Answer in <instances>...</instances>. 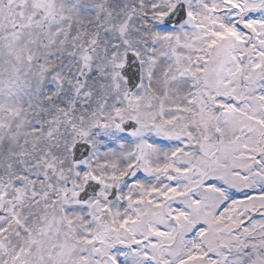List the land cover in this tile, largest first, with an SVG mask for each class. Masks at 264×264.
Returning a JSON list of instances; mask_svg holds the SVG:
<instances>
[{
	"label": "snow or ice",
	"instance_id": "6c2138e0",
	"mask_svg": "<svg viewBox=\"0 0 264 264\" xmlns=\"http://www.w3.org/2000/svg\"><path fill=\"white\" fill-rule=\"evenodd\" d=\"M0 264H264V0H0Z\"/></svg>",
	"mask_w": 264,
	"mask_h": 264
}]
</instances>
